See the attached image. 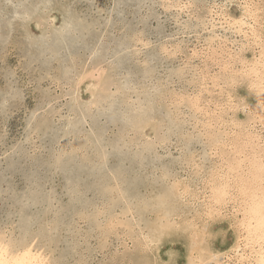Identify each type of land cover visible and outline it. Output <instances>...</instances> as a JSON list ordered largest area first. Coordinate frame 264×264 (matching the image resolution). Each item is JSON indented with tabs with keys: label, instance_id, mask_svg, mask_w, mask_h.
I'll return each mask as SVG.
<instances>
[{
	"label": "rangeland",
	"instance_id": "obj_1",
	"mask_svg": "<svg viewBox=\"0 0 264 264\" xmlns=\"http://www.w3.org/2000/svg\"><path fill=\"white\" fill-rule=\"evenodd\" d=\"M263 35L264 0H0V235L11 246L35 234L58 244L48 250L56 264H131L121 259L129 232L137 239L155 223L126 207L143 210L179 180L189 192L167 196L175 218L190 221L167 228L148 263L186 264L189 234L204 225L207 246L229 250L250 199L235 156L264 189L251 174L254 156L264 161ZM128 134L142 146L135 154L120 145ZM225 181L233 195L218 204L213 190Z\"/></svg>",
	"mask_w": 264,
	"mask_h": 264
},
{
	"label": "bare ground",
	"instance_id": "obj_2",
	"mask_svg": "<svg viewBox=\"0 0 264 264\" xmlns=\"http://www.w3.org/2000/svg\"><path fill=\"white\" fill-rule=\"evenodd\" d=\"M253 1V0H252ZM176 2V1H175ZM249 2V1H247ZM243 3V2H242ZM257 4V3H256ZM181 5V4H180ZM186 5V4H185ZM219 6V5H218ZM247 7V6H245ZM252 7V6H251ZM216 8V7H215ZM248 9V7H247ZM186 11V10H185ZM212 11V10H211ZM210 11V12H211ZM257 11V10H256ZM261 12V11H260ZM207 13V12H206ZM212 13V12H211ZM215 13V12H214ZM213 13V14H214ZM219 13V12H218ZM252 13V12H251ZM211 16V15H210ZM16 17V16H15ZM14 17V18H15ZM203 18V17H201ZM250 18V17H249ZM247 19V18H246ZM252 19V18H251ZM204 20V19H203ZM233 20V19H232ZM15 21V20H14ZM110 22V21H109ZM257 22V21H256ZM202 23V22H201ZM206 23V22H205ZM232 23V22H231ZM251 23V22H250ZM248 24L246 21H244L243 19H239V18H235L234 19V23H232L231 25H236L237 29L240 32H245V25ZM204 25V24H203ZM202 26V25H201ZM68 27H72V25L70 26V24L68 25ZM203 27V26H202ZM234 27V26H233ZM199 28V27H198ZM214 29V28H213ZM232 29V28H231ZM248 32V31H247ZM237 34V33H236ZM244 34V33H243ZM257 34V33H256ZM211 35V34H210ZM209 35V36H210ZM252 35V34H251ZM255 36V35H254ZM264 36V35H263ZM215 39V36H213ZM212 37V38H213ZM221 37V36H220ZM262 37V36H261ZM234 38V37H233ZM238 39V38H237ZM212 40V39H211ZM220 40V39H219ZM223 40V39H222ZM226 40V39H225ZM263 40V39H262ZM224 41V40H223ZM234 41V39H233ZM168 42V41H167ZM225 42V41H224ZM230 43V42H229ZM228 43V44H229ZM232 43V42H231ZM241 43V42H240ZM245 43V42H244ZM243 43V45H244ZM233 44V43H232ZM195 45V44H194ZM222 45V44H221ZM227 45V44H226ZM234 45V44H233ZM173 46V45H172ZM225 46V45H224ZM235 46V45H234ZM263 47V46H262ZM87 48V47H85ZM217 48V47H216ZM252 48V47H251ZM220 49V47H219ZM231 49V47H230ZM118 49H115V51H117ZM175 50V49H174ZM197 50V49H196ZM227 50V49H226ZM229 50V49H228ZM224 51V50H223ZM233 51V49H232ZM235 51V50H234ZM246 51V50H245ZM250 51V49H249ZM252 51V50H251ZM214 52V51H213ZM220 52V51H219ZM227 52V51H226ZM262 52V51H261ZM206 53V52H205ZM204 53V54H205ZM218 53V52H217ZM216 53V54H217ZM64 54V53H63ZM210 54V53H209ZM228 54V53H227ZM236 54V53H234ZM233 54V55H234ZM195 55V54H194ZM199 55V54H197ZM201 55V54H200ZM208 55V54H207ZM206 55V56H207ZM243 55V54H242ZM256 55V54H255ZM115 57H117L116 55H114ZM212 56V54H211ZM237 56V55H236ZM253 56V55H252ZM264 56V55H263ZM191 57V56H190ZM214 57V56H213ZM212 57V58H213ZM242 57V56H241ZM244 57V56H243ZM194 58V57H193ZM238 57H235V59H237ZM245 58V57H244ZM252 58V57H251ZM62 59H64L63 55H62ZM229 59V58H228ZM243 59V58H242ZM250 59V58H249ZM247 59V60H249ZM264 59V58H263ZM216 60V59H215ZM218 60V59H217ZM221 60V59H220ZM251 60V59H250ZM66 61H68V59H66ZM190 61V60H189ZM228 61V60H227ZM226 61V62H227ZM242 61V60H241ZM224 63V61H222ZM225 62V63H226ZM224 63V64H225ZM229 63V61H228ZM252 63V62H251ZM250 63V65H252ZM260 63V61H259ZM262 63V62H261ZM227 64V63H226ZM244 64V62H243ZM254 64V62H253ZM240 65V64H239ZM120 66V65H119ZM191 66V65H190ZM224 67V66H223ZM230 67V66H229ZM234 67V66H233ZM257 67V65H256ZM236 68V67H235ZM234 68V70H235ZM238 68V67H237ZM236 68V70H237ZM240 68V67H239ZM249 68V67H248ZM254 68V67H253ZM228 69V68H227ZM245 69H247L245 67ZM187 70V69H186ZM225 70V69H224ZM232 70V69H231ZM231 70L229 72H231ZM235 70V71H236ZM241 70V69H240ZM260 70V69H259ZM257 68L255 70H253V72L259 77H261V72L259 71ZM223 71V70H222ZM233 71V70H232ZM234 71V72H235ZM242 71V70H241ZM244 71V70H243ZM190 72V71H189ZM236 73V72H235ZM246 73V72H245ZM128 74V73H127ZM207 74V73H206ZM221 74V73H220ZM229 74V73H228ZM238 74V73H237ZM241 74L244 75V73L242 72ZM240 74V75H241ZM249 74V73H248ZM247 74V75H248ZM264 74V73H263ZM193 75V74H192ZM201 76V75H200ZM250 76V75H249ZM254 76V74L252 75ZM127 77V75H126ZM217 77V76H216ZM204 78V77H203ZM222 78V77H221ZM232 78V77H231ZM236 78V77H235ZM228 79V77H227ZM256 79V78H255ZM254 79V80H255ZM263 81H264V77H262ZM261 79V80H262ZM229 80V79H228ZM209 81V80H208ZM125 82H128V80ZM232 82V80H231ZM241 82V81H240ZM239 82V84H240ZM246 82V81H245ZM245 82H243L245 84ZM258 82V81H257ZM202 83V82H201ZM229 83V82H228ZM129 84V83H127ZM226 84V83H225ZM233 84V83H232ZM254 84V83H253ZM229 85V84H228ZM252 85V84H251ZM132 86V84H131ZM213 86V85H212ZM218 87V84L216 85ZM254 87V86H253ZM252 87V88H253ZM264 87V86H262ZM128 88V86L126 87ZM219 88V87H218ZM217 88V89H218ZM234 88V87H233ZM236 89V88H235ZM131 90V89H130ZM201 90V89H200ZM257 90V89H255ZM232 91V90H231ZM251 91V90H250ZM253 91V89H252ZM228 92V91H227ZM264 92V89H263ZM126 93V92H125ZM219 93V92H217ZM222 93V92H221ZM232 93V92H230ZM229 94V92L227 93ZM234 94V93H233ZM254 94V93H253ZM257 94V93H255ZM254 94V95H255ZM223 94H221L222 96ZM187 96V95H186ZM225 97V96H224ZM228 97V96H226ZM260 97V96H259ZM234 99V98H233ZM232 99V100H233ZM214 100V99H213ZM231 100V99H230ZM256 100V99H255ZM182 101V100H181ZM212 101V100H211ZM224 101V100H223ZM193 105L196 106V101H191ZM207 102V101H205ZM209 102V99H208ZM216 102V101H215ZM227 102V101H226ZM226 102L224 104H226ZM172 103V102H171ZM213 103V102H212ZM221 103V102H220ZM230 103V102H228ZM234 103V102H232ZM237 103V102H236ZM242 103V101H241ZM183 104V103H182ZM214 104V103H213ZM223 104V103H222ZM258 104V103H257ZM151 105V102H150ZM221 105V104H220ZM232 105V104H231ZM230 105V106H231ZM240 105V103H239ZM243 105V104H241ZM256 105V104H255ZM194 106V107H195ZM212 106V105H211ZM222 106V105H221ZM251 106V105H250ZM253 106V105H252ZM223 107V106H222ZM260 107V106H259ZM262 107V106H261ZM193 108V107H192ZM191 108V109H192ZM228 108V106L226 107ZM229 108H232L229 107ZM235 108V107H234ZM239 108V107H238ZM237 108V109H238ZM249 108V107H248ZM84 108L80 109L79 112L81 113V110H83ZM178 109V108H177ZM194 109V108H193ZM213 109V108H211ZM219 109V108H218ZM217 109V110H218ZM254 109V108H253ZM223 110V109H221ZM263 113H262V117L264 119V105H263ZM92 111V110H91ZM227 111V110H225ZM215 112V111H214ZM228 112V111H227ZM233 112V111H232ZM249 112V110H248ZM251 112V111H250ZM203 113V112H202ZM205 113V112H204ZM220 113V112H219ZM218 113V114H219ZM234 113V112H233ZM142 114V113H141ZM176 114V113H175ZM196 114V113H195ZM201 114V113H200ZM232 114V113H231ZM217 115V114H216ZM84 114L81 113V115L79 116V120H85L84 118ZM93 116V115H92ZM181 116V115H180ZM183 116V115H182ZM223 116V115H222ZM231 116V115H230ZM249 116V115H248ZM214 117V116H213ZM250 117V116H249ZM176 118V117H175ZM198 118V117H197ZM200 118V117H199ZM211 118V117H210ZM261 118V117H260ZM202 119V117H201ZM230 119V118H229ZM234 119V117H233ZM247 119V118H246ZM211 120V119H210ZM227 120V119H225ZM235 120V119H234ZM237 120V119H236ZM246 121V120H245ZM180 122V121H179ZM197 122V121H196ZM195 122V123H196ZM230 122V121H229ZM233 122V121H232ZM213 123V122H212ZM228 123V121H227ZM234 123V122H233ZM254 123V122H253ZM201 124V123H200ZM208 124V123H207ZM235 124V123H234ZM238 124V122H237ZM257 124V123H256ZM260 124V123H259ZM263 124V123H262ZM177 125V124H176ZM226 125V124H225ZM230 125V123H229ZM228 125V126H229ZM242 125V124H241ZM240 125V126H241ZM245 125V124H244ZM199 126V125H198ZM204 126V125H203ZM232 126V125H231ZM239 126V125H238ZM186 127V126H185ZM184 127V128H185ZM191 127V126H190ZM196 127V126H194ZM193 127V128H194ZM206 127V126H204ZM243 127V126H241ZM146 126L142 127L143 132L145 131ZM183 128V127H182ZM209 128V127H208ZM245 128V127H244ZM172 129V128H171ZM228 129V128H227ZM230 129V127H229ZM139 129L136 130V133L138 132ZM191 130V129H190ZM197 130V129H195ZM259 130V129H258ZM263 130V129H262ZM207 131V130H205ZM183 132V131H182ZM204 132V130H203ZM135 133V134H136ZM209 133V132H208ZM255 133V132H254ZM130 134V133H129ZM124 136V139L122 138L120 140V145H122L123 143L125 144L124 147V151L125 149H129L132 153L131 154H135V152H133L132 148H134L139 142H134L132 139L134 138L135 140H138L139 138L136 137H130V139L127 141L126 138L129 137L130 135ZM132 134V133H131ZM135 134L133 133V135L135 136ZM182 134V133H181ZM202 134V133H201ZM210 134V133H209ZM186 135V134H185ZM207 135V134H206ZM211 135V134H210ZM233 135V134H232ZM255 135V134H254ZM262 135V134H261ZM132 136V135H131ZM189 136V134H188ZM188 136H186V138H188ZM237 136V134H236ZM256 136V135H255ZM184 137V136H183ZM203 137V136H202ZM210 137V136H209ZM231 137V135H230ZM258 138V137H257ZM256 139V138H255ZM250 140L254 143L256 142V140L254 141L252 138H250ZM125 141V142H124ZM217 141V140H216ZM219 141V140H218ZM223 141V140H222ZM241 141V140H240ZM264 141V140H263ZM159 142V141H158ZM161 143L160 145H163V140L161 139L160 141ZM224 142V141H223ZM230 142V141H229ZM234 142V141H233ZM258 142V141H257ZM260 142V141H259ZM262 142V141H261ZM236 143V142H235ZM219 144V142H218ZM222 144V143H221ZM220 144V145H221ZM261 143H259L258 146H260ZM263 144V143H262ZM153 144V148H154ZM237 145V144H236ZM139 147V144L137 145ZM158 146V147H159ZM184 146V145H183ZM148 151L145 154V157L143 160H141V164L143 163L144 167L149 166L148 163L150 162V159L152 157V151H150L148 144L145 146ZM211 147V146H210ZM209 147V148H210ZM226 147V146H225ZM257 147V146H255ZM110 148V147H109ZM222 148V147H221ZM243 148V147H242ZM123 149V148H122ZM135 149V148H134ZM174 149V148H173ZM225 149V148H224ZM259 149V148H258ZM264 149V148H263ZM214 150V149H213ZM249 150V148H248ZM184 151V150H183ZM209 151V150H208ZM221 151V150H220ZM224 151V150H223ZM238 151V150H237ZM256 152V151H255ZM220 153V152H219ZM223 153V152H222ZM243 153V152H242ZM264 153V152H263ZM200 154V153H199ZM215 154V153H214ZM245 154V152H244ZM260 154V153H259ZM202 155V154H201ZM204 155V154H203ZM218 155V154H217ZM237 155V154H236ZM254 155V154H253ZM121 156V154H120ZM205 156V155H204ZM221 156V155H220ZM239 156V155H238ZM241 156V155H240ZM251 156V155H249ZM247 156V157H249ZM191 157V156H190ZM198 157V156H197ZM196 157V158H197ZM245 157V156H243ZM264 157V156H263ZM129 158L131 160V157L129 155ZM215 158V157H214ZM262 158V157H261ZM127 159V158H126ZM234 159V158H233ZM250 159V158H249ZM264 159V158H263ZM129 160V159H128ZM232 160V159H231ZM247 160V159H246ZM221 161V159H220ZM224 162V161H223ZM129 163V162H126ZM248 163V162H247ZM251 166L253 168L252 172V181H254L253 179L255 178L258 180H262L264 181V161L260 160V157L257 156V154L254 156V159L251 160ZM201 164V163H200ZM227 164V163H226ZM232 165L233 168L232 170H236V172L239 173V175L237 176V179H239L242 184L239 187V191L247 196L250 197V199H245V207L243 209L244 212V216L243 218H240L239 220L236 221V241L235 243L232 245V247L227 250L226 252H221V251H213L211 248H209L207 246V244L205 243L206 238L208 237V226L204 225L203 227V234H201V232L199 230L197 231H191V233L189 234L190 236V244L188 245V253H187V262L186 264H211L212 261H215L217 263H221V262H232V264H264V189H260L257 185L258 182H251V180L248 178V176L246 175V170L247 168L251 170V168L247 165L243 166L244 168H240L242 166V159H240L239 157L235 156V161L230 163ZM190 165V164H189ZM244 165V164H243ZM219 166V165H218ZM142 167V166H141ZM142 167V168H144ZM178 167V166H177ZM187 169V168H186ZM239 169V170H238ZM188 170V169H187ZM229 170V169H228ZM185 171V170H184ZM249 172V171H248ZM195 173V172H194ZM85 175V174H84ZM186 175V174H185ZM184 175V177H185ZM251 176V175H250ZM149 177V176H148ZM118 178V177H117ZM179 178V177H178ZM71 180V179H70ZM239 181V182H240ZM261 181V182H262ZM264 183V182H263ZM146 184V183H145ZM199 184V183H198ZM110 185V184H109ZM182 182L181 181H175L174 186L169 188V194H171L170 196H172V198L175 199L176 195H184L185 192H189L188 186L185 188H181ZM202 186V184H200ZM111 186V185H110ZM197 186V185H196ZM216 188L213 190L214 191V196L216 199V203L218 204H223V202H226L227 199H230L231 195H233V186L231 183H229L228 181L225 182H221L219 183L217 186H215ZM115 188V187H114ZM183 189V190H181ZM235 189V188H234ZM115 190V189H114ZM143 191L147 190L146 188L142 189ZM92 191V190H91ZM105 192V190H103ZM113 192V190H112ZM162 192V191H161ZM158 192L155 195V199H154V204H148V206H144L143 210H141L140 208L136 207L133 209V206H127L126 207V212L124 211L123 214H132L133 215H137V217L139 218L140 221H144V225L147 227L148 224H150L151 219H153L155 225L154 227L149 230L147 233H145L143 230L142 232H140L141 234H139L140 236L135 239L134 237L136 236L135 234L129 232L130 235V239L132 240L133 245L130 246L128 244H126V250L124 251V253L121 255V259L126 260L128 263L131 261L135 264H151L148 263V260L151 257V253L153 254V252L155 251V249H159V247L161 246L162 243V236L166 233L165 231H167V228H169V230H172L174 228H179L180 227V223L181 222H189L190 219L182 218L180 220H177L175 218V213L173 211H175V207H172V200L170 199V196H167L169 194H167V192L165 194H163V192ZM114 193V192H113ZM116 193V192H115ZM110 196V195H109ZM108 197V196H107ZM113 197V196H112ZM111 197V198H112ZM117 197V195L115 196ZM230 197V198H229ZM97 198V197H96ZM158 198V200H156ZM236 200V199H235ZM146 202L144 203H148L147 200H145ZM176 201V200H175ZM230 201V200H229ZM104 202V201H101ZM125 203V202H124ZM178 202L176 201L175 204H177ZM239 204V203H238ZM103 205V204H102ZM106 205V203H105ZM155 205L159 206L158 209H155L156 207H154ZM154 207V208H151ZM218 207V206H217ZM239 207V206H238ZM173 210V211H172ZM212 213L216 212V209H211ZM120 211V210H118ZM146 211V212H145ZM148 213H156V218H148L147 214ZM177 214V213H176ZM90 215V214H89ZM152 215V214H151ZM212 215V214H211ZM84 216V215H83ZM91 216V215H90ZM95 216V215H94ZM93 216V218H95ZM99 216V215H98ZM131 216V217H132ZM241 216V215H240ZM86 217V216H85ZM92 218V219H93ZM100 217H98L99 219ZM97 221V219H96ZM108 221V220H107ZM120 223H126L127 227L130 229L134 228L132 225V221L130 220V218L126 217L125 220H119ZM117 222V221H115ZM135 225V224H133ZM190 226V225H188ZM120 227V226H119ZM56 226H51L49 228L51 233H54L53 230H55ZM149 228H151V226H149ZM132 230V229H130ZM133 231V230H132ZM126 232V231H125ZM168 232V231H167ZM138 236V235H137ZM40 237V236H39ZM38 237V234L33 235L29 241L27 243L21 244V246H19V243H15L14 245L11 246V242L9 243V241H7V239L5 238V236L0 235V264H54L55 261H58L57 258L54 260H52V257L50 256V253L48 252L49 248L51 247H57L58 244H53L51 242H49V246L48 244H46L45 242H42L39 244L40 238ZM47 241L48 238H46ZM108 240V239H107ZM120 248V247H119ZM228 248V247H227ZM224 250V249H223ZM206 254V255H205ZM68 258V254L66 255ZM134 256V257H133ZM158 257H162L160 253H158L157 255ZM223 256V257H221ZM156 258V260H160L161 258ZM171 257V255H170ZM224 258H227V260L224 261ZM155 260V259H154ZM162 261H155L156 263L154 264H167V262H165V260L161 259ZM56 264V263H55Z\"/></svg>",
	"mask_w": 264,
	"mask_h": 264
}]
</instances>
